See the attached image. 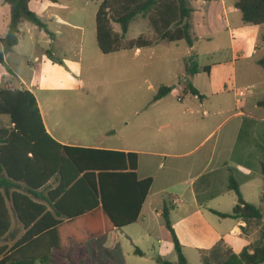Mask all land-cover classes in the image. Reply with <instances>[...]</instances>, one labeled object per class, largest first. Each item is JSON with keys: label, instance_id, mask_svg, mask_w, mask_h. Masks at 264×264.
<instances>
[{"label": "crops", "instance_id": "0c3cea01", "mask_svg": "<svg viewBox=\"0 0 264 264\" xmlns=\"http://www.w3.org/2000/svg\"><path fill=\"white\" fill-rule=\"evenodd\" d=\"M186 2L191 9L190 34L193 38L192 46H188L189 52L195 50L194 44L199 40L211 39L226 29L230 40L228 54L224 59L209 65L200 67L195 65L196 71L191 70V74L185 71L182 73L181 77H186L196 90L197 94L191 95L197 101L188 99V106L181 109L171 106L167 108L162 118L156 119L163 121L155 131L162 136L160 138L162 146L157 145V151L112 146L105 144L107 141H98L94 138L83 137V142L74 139L71 134L59 132L54 123L50 121L46 123L48 112L41 109L35 98L44 129L57 143L137 153V177L139 179L149 177L152 180L134 223L104 232L82 245L67 242L63 250L52 251L55 264H87L85 246L89 242H101L104 236L109 240L102 241L99 248L107 255L112 251L123 256V250L128 246V251L134 256L152 261L155 259V264H160L156 262L157 258L176 264V254L174 250L171 253V247H167L165 252L159 250L148 255L139 248L141 243L150 238V219L156 220L161 217L160 213L165 207L168 208L171 229L189 264H213L214 260L220 262L228 253L237 254L243 248H248L251 252L264 241L262 220L221 218L214 213L229 214L235 204V195L227 188L230 169L239 183L243 200L257 207L264 216V176L260 173L262 157L264 161V106L261 104L264 101V74L256 63L260 58H264V43L259 39L264 27L260 29L256 25L243 24L239 11L233 5L234 0H186ZM28 8L37 15L47 31L23 22L18 27L17 37L23 30L31 33L32 29H37L42 38H47L44 39L47 43H52L51 36L55 33L61 36V29L82 31V28L71 20L75 10L63 0H30ZM8 16L9 6L0 0V39L6 33ZM20 47L21 42L18 39L17 45L4 56L10 72L0 66V85L6 82L13 84V79H16L21 85L18 88L27 89L34 95L33 86L44 88L42 85L52 80L53 76L68 77L69 70H65L63 66L76 71V75L79 73L75 70L76 65L73 61L63 56L62 66L60 60L46 51V56L40 58L38 66H32L30 84L26 85L16 72V66L11 65L8 60V55ZM221 50V46H218L206 54ZM190 57L193 62L198 56L190 54ZM245 85H251L253 90L236 103L231 87ZM166 97L167 94L155 102H160ZM176 100L182 103L185 98L177 97ZM192 107L202 110L198 112L196 109L193 112L190 110ZM225 126L226 130L216 136ZM150 158L154 161L159 159V170L165 167L159 176L147 168ZM161 159L163 163L160 162ZM249 186H253L251 193L254 192V198L246 194L249 192ZM7 205L10 207L8 201ZM132 212V208L127 209L123 217L128 218ZM11 220L10 233L4 240L6 244L14 220L21 227L12 212ZM137 224H140L139 227L133 229ZM117 232L121 238H125L124 241L120 240ZM22 233L21 227V235ZM155 254L157 256H154ZM65 259L70 263H66Z\"/></svg>", "mask_w": 264, "mask_h": 264}, {"label": "trees", "instance_id": "16d2710c", "mask_svg": "<svg viewBox=\"0 0 264 264\" xmlns=\"http://www.w3.org/2000/svg\"><path fill=\"white\" fill-rule=\"evenodd\" d=\"M29 1L2 0L9 6V16L6 33L0 39V66L7 72L4 56L18 43L19 25L28 22L47 31L29 10ZM233 5L243 24L264 27V0H234ZM190 15L186 0H102L94 18L96 46L104 55L149 48L161 42L184 41L191 47ZM138 16L146 19L154 38L139 35L125 41L129 24ZM113 25L118 26V32ZM259 39L264 43V30ZM256 63L264 74V58ZM191 70L196 71L194 67L185 69L187 74ZM184 88L185 92L197 94L190 83ZM170 90L168 86L160 87L153 101ZM261 104L264 106V101ZM0 116L8 119V126H0V264H55L52 251L63 250L67 242L82 245L136 221L152 182L149 177H137V153L57 143L46 133L36 99L27 89L0 87ZM260 173L264 176L263 157ZM238 184L229 169L227 188L235 195V204L229 214L214 213L221 218L264 223L260 210L243 200ZM131 208L133 212L124 218L125 211ZM11 212L23 233L8 245L4 240L10 233ZM167 214L165 207L160 216L169 231L176 264H189ZM156 262L172 264L160 258ZM262 263L264 241L251 252L243 248L237 254L228 253L217 264Z\"/></svg>", "mask_w": 264, "mask_h": 264}, {"label": "rangeland", "instance_id": "374dc122", "mask_svg": "<svg viewBox=\"0 0 264 264\" xmlns=\"http://www.w3.org/2000/svg\"><path fill=\"white\" fill-rule=\"evenodd\" d=\"M63 1L75 10L71 20L78 24L82 31L61 29V36L55 33L51 36L52 43H47V38H42L39 30L32 29L31 33L23 30L18 36L21 47L8 55L9 63L16 66V72L26 85L30 84L32 66H38L40 58L46 56V51L60 60L62 66L63 56L75 63L78 75L70 67L63 66L65 70H69L68 77L53 76L52 80L42 85L44 88L37 85L32 87L41 109L48 112L46 123H54L59 132L71 134L72 138L80 141L87 137L107 141L105 144L112 146L157 151L156 146H162V136L155 131L163 121L156 119L162 118L171 106L181 109L188 106V99L197 101L188 91L185 92L184 87L189 82L186 77H181L182 73L195 65L200 67L224 59L229 48L228 32L223 29L211 39L199 40L194 44L195 50L192 53L184 41H179L161 42L137 52L131 49L104 55L96 46L94 22L97 7L102 0ZM29 27L32 28L31 25ZM113 30L118 32V26L113 25ZM139 35L148 39L154 38L146 19L138 16L129 24L125 41L135 39ZM218 46L222 48L220 52L206 54ZM190 54H197L198 57L192 62ZM12 82L13 84L2 83L0 87L17 89L21 86L16 79ZM162 86L170 87V92L164 100L153 101ZM177 97L185 98V101L177 102ZM230 103L228 104L232 106V101ZM196 109L192 107L190 110L195 112ZM197 110L200 112L202 109ZM0 126H8L7 117L0 116ZM224 130L226 126L216 136ZM153 161L150 158L147 168L159 176L165 167L159 170V159ZM160 162L163 163V159ZM252 187L249 186V192L246 194L254 198ZM139 225L133 226V229ZM118 233L116 234L119 235ZM149 233L150 238L139 245L143 252L147 255L159 250L165 252L167 247H171V253L174 252L161 217L150 219ZM20 235L21 227L14 220L11 235L7 237L8 245ZM119 238L125 239L120 235ZM108 240L105 236L102 238V241ZM101 242H89L85 246L87 264H155V259L152 261L134 256L128 251V246L123 250V256L112 251L107 255L99 248ZM218 261L214 260L213 264ZM65 262L70 263L68 259H65Z\"/></svg>", "mask_w": 264, "mask_h": 264}, {"label": "built area", "instance_id": "2783aa9c", "mask_svg": "<svg viewBox=\"0 0 264 264\" xmlns=\"http://www.w3.org/2000/svg\"><path fill=\"white\" fill-rule=\"evenodd\" d=\"M8 83V82H6ZM5 84V83H4ZM11 89V88H9ZM253 90V87L251 85H245V86H232L231 91L234 93L235 101L238 103L239 99L245 97L246 95L250 94Z\"/></svg>", "mask_w": 264, "mask_h": 264}]
</instances>
